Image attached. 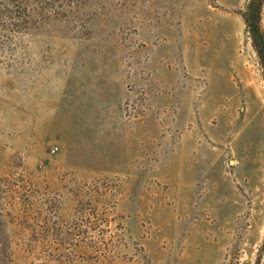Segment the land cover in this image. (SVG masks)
Here are the masks:
<instances>
[{
  "label": "rangeland",
  "instance_id": "obj_1",
  "mask_svg": "<svg viewBox=\"0 0 264 264\" xmlns=\"http://www.w3.org/2000/svg\"><path fill=\"white\" fill-rule=\"evenodd\" d=\"M248 1L0 0V264H264Z\"/></svg>",
  "mask_w": 264,
  "mask_h": 264
},
{
  "label": "trees",
  "instance_id": "obj_2",
  "mask_svg": "<svg viewBox=\"0 0 264 264\" xmlns=\"http://www.w3.org/2000/svg\"><path fill=\"white\" fill-rule=\"evenodd\" d=\"M263 3L264 0H249L242 13V19L251 45L257 55L258 63L264 73V32L260 26V13Z\"/></svg>",
  "mask_w": 264,
  "mask_h": 264
},
{
  "label": "built area",
  "instance_id": "obj_3",
  "mask_svg": "<svg viewBox=\"0 0 264 264\" xmlns=\"http://www.w3.org/2000/svg\"><path fill=\"white\" fill-rule=\"evenodd\" d=\"M56 151H57V148H56V147H52V148L50 149V153H51V154H54Z\"/></svg>",
  "mask_w": 264,
  "mask_h": 264
}]
</instances>
